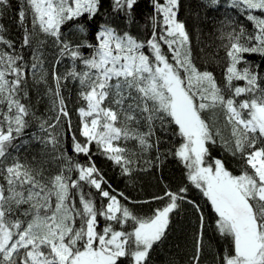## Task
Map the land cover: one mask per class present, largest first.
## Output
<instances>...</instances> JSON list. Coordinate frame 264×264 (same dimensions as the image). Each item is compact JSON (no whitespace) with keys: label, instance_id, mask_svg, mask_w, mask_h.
<instances>
[{"label":"snow or ice","instance_id":"snow-or-ice-1","mask_svg":"<svg viewBox=\"0 0 264 264\" xmlns=\"http://www.w3.org/2000/svg\"><path fill=\"white\" fill-rule=\"evenodd\" d=\"M8 3L0 0V12ZM151 3L154 15L149 38L142 41L128 31H118L109 19L96 27L93 43L88 33L100 13L101 0H23L18 11V22L24 26L22 47L32 46L33 31L38 30L53 38L61 56L72 60L63 76L53 71L56 86L48 89L57 111L52 118L56 123L41 120L39 127L45 135L33 134V138L45 149L51 146L53 159L62 158V154L54 155L60 143L55 128L61 117H69L61 94V80L69 79L80 85L83 102L77 111L85 140L81 143L73 136V149L89 161L90 146L95 143L127 174L132 161L116 142L131 139L151 148L149 138L155 136L157 125L165 132L173 129L172 135L180 137L181 143L171 154L210 203L215 231L227 242L217 264H264V76L258 65L246 60V54L264 57V0H231L229 6L243 8L254 31L240 26L227 33L222 83L193 63L189 33L177 18L180 0ZM137 5L138 0H112V14L135 23ZM218 6L219 0H209V8ZM29 17L32 31L25 26ZM70 22L83 37L74 45L62 39L61 28ZM4 31L0 25V44L13 50H0V264H121L123 258L129 264H150V253L166 238L170 214L185 199L182 194L187 188L154 197H167V202L151 216L139 217L121 203L127 196L113 194L111 185L102 186L107 181L94 162L82 165L67 158V167L46 175L47 169L36 157L21 158V149L29 141H15L28 127L26 118L35 113L22 102L28 97L24 56L5 39ZM82 48L91 53L85 56ZM32 59V70L42 66L39 48L33 49ZM77 62L83 68L78 70ZM206 112L208 119L202 115ZM217 112L224 117L227 137L213 119ZM141 126L147 131H140ZM217 138L240 159L239 175L219 158L206 162L209 145L216 144ZM73 171L76 178L70 175ZM83 185L94 188L106 204L98 207ZM188 202L199 213L192 257L199 264L205 218L200 205ZM98 217L106 221L101 230Z\"/></svg>","mask_w":264,"mask_h":264},{"label":"trees","instance_id":"trees-1","mask_svg":"<svg viewBox=\"0 0 264 264\" xmlns=\"http://www.w3.org/2000/svg\"><path fill=\"white\" fill-rule=\"evenodd\" d=\"M22 4L23 0H9L6 10L0 12V25L4 27L5 39L12 41L14 49L24 56L27 71L25 87L28 97L22 102L30 104L31 111L35 113L34 117L26 118L28 127L23 136L15 141V143H20L22 140L29 141L21 149V158L27 156L31 160L32 157H36L47 169L46 175H55L60 167H67V158L82 165L94 162L104 180L107 181V184L102 186L108 188V185H111L109 190L114 189L113 194L122 192L127 196L128 200L124 201L121 198V203L129 207L139 217L151 216L155 209L163 207L167 202V197L164 200H157L154 197H162L166 191L175 193L180 188H187V192L182 194L185 199L179 202V208L170 214L166 238L162 243L154 245L150 253V264H194L192 257L195 254L194 238L199 228V213L188 201L200 205L205 218V246L199 264H217L218 254L227 247V242L215 231L216 216L210 203L203 197L200 190L187 179V169L184 165L171 154L181 143L180 137L172 135L173 129L165 132L157 125L155 136L149 138V143L153 144L151 148H145L138 141L131 139H121L116 142L120 147L126 149L125 155L132 161L129 165L130 172L127 174L122 171L120 165L103 155L95 143L90 146L91 161H89L88 157L82 153L77 154L73 149V136L81 143L85 140L80 135V117L77 111L79 107L83 106V102L79 97L80 85L69 79L61 80V94L65 98L69 117H61L55 128V134L60 143L54 155L61 157L62 154V158L53 159L51 146L45 149L39 140L33 138V134L41 137L45 135L39 127L41 120H51L52 123H56L52 118L57 115V111L53 107L48 89H54L56 86L53 71L63 76L71 69L72 60L67 55L61 56L59 45L54 42L53 38L38 30L33 31L32 46L22 47L24 26L18 22V11ZM208 4L209 0H180L177 18L185 23L189 33L193 63L201 71L205 69L211 71L217 82L222 83L227 64L224 47L228 43L227 33L233 27L243 26L248 32H252L254 29L252 23L246 19L243 8L236 9L229 6L231 0H219L218 7L209 8ZM111 5L112 0H101L100 13L96 15L89 28L88 39L90 42H95L93 36L96 27L109 19H112L113 26L118 31H128L142 41L150 37L153 30L151 17L154 15L151 0H138L135 10L136 22L132 24H128L122 16L112 14ZM252 14L259 15L258 12ZM157 20L159 21L160 17H157ZM25 26L32 31L30 17ZM61 33L62 39L73 45L80 43L83 39L76 25L71 22L62 26ZM41 41L44 43L41 44ZM35 48H39L43 64L38 69L32 70V53ZM0 50L11 52L13 49L0 44ZM164 50L167 51L166 48ZM81 52L87 56L91 53V49L82 48ZM246 60L254 66L258 65L260 74L264 76V57L259 54H246ZM76 66L78 70L83 68L79 62ZM40 77H44V79L41 80ZM233 83L242 86L244 82L234 81ZM202 115L208 119L210 113L206 112ZM213 119L217 121L216 126L223 130V135L227 137L229 130L224 127L223 115L217 112ZM69 120L71 128L68 126ZM140 131H147V128L141 126ZM157 138H159V144H156ZM10 151L12 150L10 149ZM209 151L210 157L206 162H211L213 158H219L234 175L240 174V159L232 156L219 138H217L216 144L209 145ZM70 175L73 178L77 177L75 171ZM83 187L85 192L92 193V198L98 207L102 203L106 204L107 201L100 197L94 188L88 185H83ZM98 219V230H101L106 221L102 217H98ZM125 227L131 230L128 225ZM121 264H129V261L127 258H123Z\"/></svg>","mask_w":264,"mask_h":264}]
</instances>
